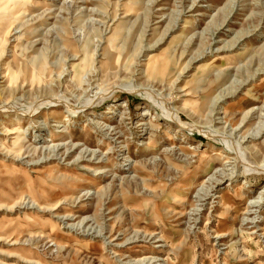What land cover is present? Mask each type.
I'll list each match as a JSON object with an SVG mask.
<instances>
[{
  "label": "rangeland",
  "instance_id": "1",
  "mask_svg": "<svg viewBox=\"0 0 264 264\" xmlns=\"http://www.w3.org/2000/svg\"><path fill=\"white\" fill-rule=\"evenodd\" d=\"M37 1L0 0V264H264V0Z\"/></svg>",
  "mask_w": 264,
  "mask_h": 264
},
{
  "label": "bare ground",
  "instance_id": "2",
  "mask_svg": "<svg viewBox=\"0 0 264 264\" xmlns=\"http://www.w3.org/2000/svg\"><path fill=\"white\" fill-rule=\"evenodd\" d=\"M24 3H30V4H33V3H38L37 0H23ZM210 66V63L207 64V67ZM137 91V90H136ZM52 102H45V103H40L39 104V107L38 108H42L44 104H46V106L48 105H51V104H56V105H63V104H66V101L64 98L62 97H56L55 99L51 100ZM74 107V106H72ZM0 108H16L15 104L14 103H7V104H0ZM37 108V109H38ZM253 108H256V106H254ZM8 110V109H7ZM35 111V108L34 109H28V110H23L22 112L23 113H20V114H30V113H33ZM145 115L149 114L147 111H144ZM169 117L171 118H174L178 123H180V125L183 127L185 126V123L182 122V118L179 116V115H172V113H169ZM65 120H68L67 118ZM61 124V123H60ZM59 125V124H58ZM56 136H54L55 138ZM68 142L64 143L63 145L67 144ZM60 144H58L57 142H55L54 139H52L50 142H48L45 147L46 149H50V148H53V147H58ZM61 146V145H60ZM244 167H245V170L246 171H249V172H263L264 173V166L263 165H252V164H249L248 162L244 161ZM256 173V172H255ZM204 183V182H203Z\"/></svg>",
  "mask_w": 264,
  "mask_h": 264
}]
</instances>
